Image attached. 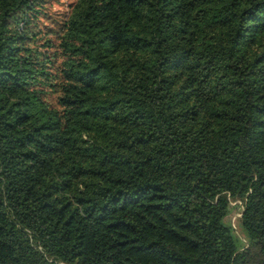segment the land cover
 Segmentation results:
<instances>
[{"label": "trees", "instance_id": "trees-1", "mask_svg": "<svg viewBox=\"0 0 264 264\" xmlns=\"http://www.w3.org/2000/svg\"><path fill=\"white\" fill-rule=\"evenodd\" d=\"M45 2L0 0V264H264V0Z\"/></svg>", "mask_w": 264, "mask_h": 264}, {"label": "rangeland", "instance_id": "rangeland-1", "mask_svg": "<svg viewBox=\"0 0 264 264\" xmlns=\"http://www.w3.org/2000/svg\"><path fill=\"white\" fill-rule=\"evenodd\" d=\"M74 1L75 0H46L41 7L42 13L39 18V28L42 30L43 37L54 39V34H49L47 32L50 30L57 31L59 29L60 24L67 17L70 11V5L73 4ZM47 100L54 103V94H48ZM233 203L242 205L240 200L233 201ZM236 216L232 217L231 223L234 226L238 237L243 241V243H246L244 235L238 224V219H235Z\"/></svg>", "mask_w": 264, "mask_h": 264}]
</instances>
